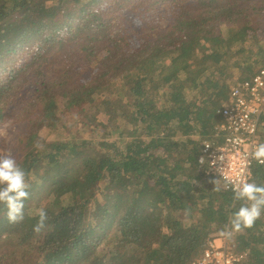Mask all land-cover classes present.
<instances>
[{"label": "trees", "instance_id": "trees-1", "mask_svg": "<svg viewBox=\"0 0 264 264\" xmlns=\"http://www.w3.org/2000/svg\"><path fill=\"white\" fill-rule=\"evenodd\" d=\"M261 71L264 0H0V153L31 184L22 222L0 204V264H193L216 240L264 264V214L225 235L244 202L199 168Z\"/></svg>", "mask_w": 264, "mask_h": 264}, {"label": "built area", "instance_id": "built-area-1", "mask_svg": "<svg viewBox=\"0 0 264 264\" xmlns=\"http://www.w3.org/2000/svg\"><path fill=\"white\" fill-rule=\"evenodd\" d=\"M225 106L218 112L221 123L214 138L204 143L199 158L200 174L215 178L226 191L242 181H252L253 168L264 164L251 157L254 146L263 143L264 71L249 81H237ZM211 243L193 264H244L246 257L223 240Z\"/></svg>", "mask_w": 264, "mask_h": 264}, {"label": "clouds", "instance_id": "clouds-1", "mask_svg": "<svg viewBox=\"0 0 264 264\" xmlns=\"http://www.w3.org/2000/svg\"><path fill=\"white\" fill-rule=\"evenodd\" d=\"M34 146L43 147L39 141ZM251 157L256 162L264 164V143L254 146ZM214 183L215 189L220 191L216 181ZM30 188L28 174L12 152L0 153V204L6 205L9 223L16 224L24 220V202L30 198ZM232 191L235 200L244 203L230 217L229 228L225 232L227 236H231L233 232L252 228L264 214V184H259L254 180L251 182L242 181L238 184L234 183ZM37 216L38 221L33 230L39 235L47 226L49 219L47 209L39 208Z\"/></svg>", "mask_w": 264, "mask_h": 264}, {"label": "rangeland", "instance_id": "rangeland-1", "mask_svg": "<svg viewBox=\"0 0 264 264\" xmlns=\"http://www.w3.org/2000/svg\"><path fill=\"white\" fill-rule=\"evenodd\" d=\"M226 32L228 31V29L226 28V30H225ZM236 77H238V75H235ZM238 78H236V80H237ZM234 84H232L231 86H233ZM226 105V104H225ZM101 120H103V119H101ZM217 242H219V243H222L223 242V240H218Z\"/></svg>", "mask_w": 264, "mask_h": 264}]
</instances>
